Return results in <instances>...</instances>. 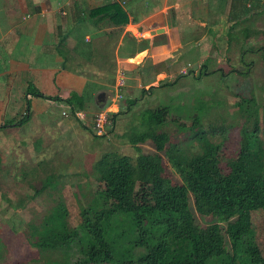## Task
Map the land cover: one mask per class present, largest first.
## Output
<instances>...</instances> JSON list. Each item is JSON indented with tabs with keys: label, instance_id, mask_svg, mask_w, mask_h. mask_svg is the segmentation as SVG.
<instances>
[{
	"label": "trees",
	"instance_id": "obj_1",
	"mask_svg": "<svg viewBox=\"0 0 264 264\" xmlns=\"http://www.w3.org/2000/svg\"><path fill=\"white\" fill-rule=\"evenodd\" d=\"M90 14L111 20L112 26L128 23L117 3ZM249 49L241 51V63L245 64L244 53L252 51L264 61V46ZM216 72L220 70L205 74ZM28 93L43 97L31 88ZM68 109L74 117L76 110L84 107L72 102ZM239 111L244 120L239 148L243 161L230 164L229 180L217 166L198 162L187 167L188 153L171 144L162 130L171 118L168 106L145 110L140 121L143 130L131 133L128 143L140 150V144L151 142L155 152L141 153L136 161L124 155L103 154L91 174L104 184V194L99 197L83 192L86 205L80 208L79 227L74 230L68 227L65 201L56 192L49 213L28 232V243L37 257L26 264H264L251 229V213L264 211L260 111L252 98L243 99ZM116 115L112 114L113 122ZM198 123L194 118L189 127L182 123L177 127L192 132L190 139L218 150L207 141L206 133L193 132ZM162 155L171 162L178 179L169 176ZM54 177L47 175L41 180L35 195L53 196L51 191H57ZM196 215L213 221L200 224Z\"/></svg>",
	"mask_w": 264,
	"mask_h": 264
},
{
	"label": "crops",
	"instance_id": "obj_2",
	"mask_svg": "<svg viewBox=\"0 0 264 264\" xmlns=\"http://www.w3.org/2000/svg\"><path fill=\"white\" fill-rule=\"evenodd\" d=\"M111 3L125 26L90 14ZM263 38L264 0H0V143L40 149L71 130L72 102L116 113L121 74L131 94L144 69L205 68Z\"/></svg>",
	"mask_w": 264,
	"mask_h": 264
},
{
	"label": "rangeland",
	"instance_id": "obj_3",
	"mask_svg": "<svg viewBox=\"0 0 264 264\" xmlns=\"http://www.w3.org/2000/svg\"><path fill=\"white\" fill-rule=\"evenodd\" d=\"M250 46L253 49L264 46V38ZM250 46L242 47L241 51H250ZM238 51L230 54L227 61L222 58L220 64L214 61L205 68L203 64L182 71L167 69L169 62L163 61L154 66V70L144 69L139 75L140 80L133 82L135 88L131 94L125 91L126 85L117 91L121 95L117 115L112 129L103 137H94L68 110L71 130L48 135L46 144L39 146L40 149L0 143V264H26L37 257L27 235L49 213L53 199L58 196L56 192L65 201L68 227L70 230L79 227V211L86 205L83 192L100 197L105 191L104 184L91 174L92 166L103 154L124 155L136 161L141 153L155 152L151 142L140 144V150L128 143L131 133L143 130L141 114L147 109L168 106L171 110V118L168 117L162 130L169 135L171 144H178L188 153L187 167L198 162L217 166L230 180V164L243 161L239 155L244 123L239 109L243 99L252 98L260 111L259 138L264 143V61L252 51L244 53L243 64ZM223 63L224 69L221 68ZM161 70H166L163 73L168 72L170 78L158 76L157 81L155 73ZM216 70L220 72L205 74ZM113 78L111 80L116 81ZM111 91L115 96L114 89ZM130 101L134 104L129 105ZM103 108L84 110L87 121ZM194 118H198L199 123L193 132L206 133L207 141L218 146V150L211 149L205 142L190 139L192 132L180 131L177 127L178 123L189 127ZM162 157L169 176L178 179L171 162L165 155ZM245 161L250 162L249 159ZM47 175L55 176L57 191H51L53 196L47 193L36 196L35 191ZM196 216L200 224L213 221ZM251 229L254 243L264 256V211L251 213ZM82 247H85L84 243Z\"/></svg>",
	"mask_w": 264,
	"mask_h": 264
},
{
	"label": "built area",
	"instance_id": "obj_4",
	"mask_svg": "<svg viewBox=\"0 0 264 264\" xmlns=\"http://www.w3.org/2000/svg\"><path fill=\"white\" fill-rule=\"evenodd\" d=\"M123 80L124 77L121 76L119 81L116 85V91L115 96L112 97L111 102L112 104H115L116 101H119L121 99V95L117 92L119 88L123 86ZM114 112L110 110V108L107 106L101 110H99L95 115H93L91 121H87L86 119V113L83 110H76L74 113V118L78 123L82 126L89 127L90 131L97 137H103L107 135V133L112 129L113 121H112V114ZM62 115L64 117H68L69 114L63 112Z\"/></svg>",
	"mask_w": 264,
	"mask_h": 264
}]
</instances>
